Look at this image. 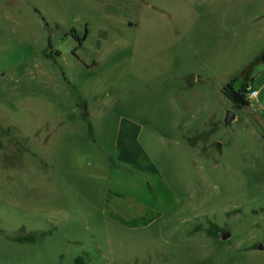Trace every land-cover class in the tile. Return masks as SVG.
Returning a JSON list of instances; mask_svg holds the SVG:
<instances>
[{
	"label": "rangeland",
	"instance_id": "rangeland-1",
	"mask_svg": "<svg viewBox=\"0 0 264 264\" xmlns=\"http://www.w3.org/2000/svg\"><path fill=\"white\" fill-rule=\"evenodd\" d=\"M263 53L264 0H0V264H264Z\"/></svg>",
	"mask_w": 264,
	"mask_h": 264
},
{
	"label": "crops",
	"instance_id": "crops-1",
	"mask_svg": "<svg viewBox=\"0 0 264 264\" xmlns=\"http://www.w3.org/2000/svg\"><path fill=\"white\" fill-rule=\"evenodd\" d=\"M141 126L130 119H121L116 133L115 144L119 150L118 158L129 162L133 167L150 173L155 166L148 160L144 146L140 141ZM139 215L141 213H138Z\"/></svg>",
	"mask_w": 264,
	"mask_h": 264
},
{
	"label": "trees",
	"instance_id": "trees-1",
	"mask_svg": "<svg viewBox=\"0 0 264 264\" xmlns=\"http://www.w3.org/2000/svg\"><path fill=\"white\" fill-rule=\"evenodd\" d=\"M252 65L246 67L240 76L247 78L250 73ZM240 76L233 77L230 82L224 87L223 91L232 100L235 107H243L250 104L249 99L243 92H246V86L248 82H243L239 88L235 87L234 82L238 80Z\"/></svg>",
	"mask_w": 264,
	"mask_h": 264
},
{
	"label": "built area",
	"instance_id": "built-area-1",
	"mask_svg": "<svg viewBox=\"0 0 264 264\" xmlns=\"http://www.w3.org/2000/svg\"><path fill=\"white\" fill-rule=\"evenodd\" d=\"M246 90L247 98L250 102H252L253 105V102L258 100L260 94L259 89L254 87L252 83L248 82Z\"/></svg>",
	"mask_w": 264,
	"mask_h": 264
},
{
	"label": "water",
	"instance_id": "water-1",
	"mask_svg": "<svg viewBox=\"0 0 264 264\" xmlns=\"http://www.w3.org/2000/svg\"><path fill=\"white\" fill-rule=\"evenodd\" d=\"M262 59L264 60V53H263V55H262ZM234 116H235V112H234L233 110L229 111V114H228V116H227L226 121L229 122L230 120H232V119L234 118ZM230 235H231L230 232L225 231V232H223L222 237H223L224 239H226V238H228Z\"/></svg>",
	"mask_w": 264,
	"mask_h": 264
},
{
	"label": "flooded vegetation",
	"instance_id": "flooded-vegetation-1",
	"mask_svg": "<svg viewBox=\"0 0 264 264\" xmlns=\"http://www.w3.org/2000/svg\"><path fill=\"white\" fill-rule=\"evenodd\" d=\"M245 95H246V97H247V94H246V92H243Z\"/></svg>",
	"mask_w": 264,
	"mask_h": 264
}]
</instances>
